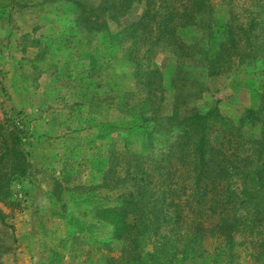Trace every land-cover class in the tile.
<instances>
[{
	"label": "trees",
	"instance_id": "1",
	"mask_svg": "<svg viewBox=\"0 0 264 264\" xmlns=\"http://www.w3.org/2000/svg\"><path fill=\"white\" fill-rule=\"evenodd\" d=\"M69 2L78 10L74 29L118 47L140 95L135 109L122 105L133 111L146 153L110 158L103 176L106 186L123 169L114 185H127L97 210L111 228L103 264H233L236 242L247 244L250 260H264L263 95L244 118L257 135L217 104L198 108L205 79L244 66L264 89V0ZM161 50L173 61L167 77L149 61ZM24 138L16 122H0V203L12 210L11 187L31 169Z\"/></svg>",
	"mask_w": 264,
	"mask_h": 264
},
{
	"label": "rangeland",
	"instance_id": "2",
	"mask_svg": "<svg viewBox=\"0 0 264 264\" xmlns=\"http://www.w3.org/2000/svg\"><path fill=\"white\" fill-rule=\"evenodd\" d=\"M77 14L69 0H0V122L11 119L23 129L31 164L26 179L11 187L9 201L17 208L0 203L6 215L0 219V264H103L108 253L101 247L111 228L98 220L97 210L127 190L114 185L123 169L102 186L108 160L146 153L128 108L135 109L140 96L132 69L118 60L122 51L106 36L75 30ZM149 61L165 77L173 66L162 50ZM203 83L208 93L199 109L217 104L246 135L259 133L244 119L264 98L251 68ZM237 244L241 257L233 264H264L248 258L246 243Z\"/></svg>",
	"mask_w": 264,
	"mask_h": 264
}]
</instances>
